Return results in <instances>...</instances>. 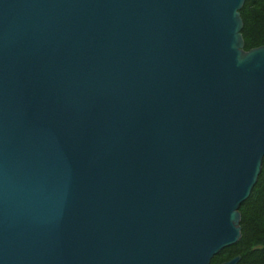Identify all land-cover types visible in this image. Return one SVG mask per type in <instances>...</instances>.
Here are the masks:
<instances>
[{"label":"water","instance_id":"1","mask_svg":"<svg viewBox=\"0 0 264 264\" xmlns=\"http://www.w3.org/2000/svg\"><path fill=\"white\" fill-rule=\"evenodd\" d=\"M243 3L0 0V264H210L237 241L264 155Z\"/></svg>","mask_w":264,"mask_h":264},{"label":"trees","instance_id":"2","mask_svg":"<svg viewBox=\"0 0 264 264\" xmlns=\"http://www.w3.org/2000/svg\"><path fill=\"white\" fill-rule=\"evenodd\" d=\"M243 49L264 45V0H244L239 10ZM240 236L237 241L213 255L210 264L236 255V264H264V155L260 171L248 195L238 208Z\"/></svg>","mask_w":264,"mask_h":264}]
</instances>
